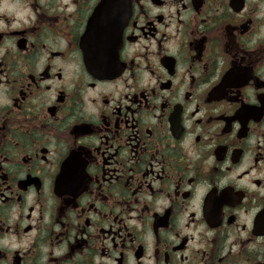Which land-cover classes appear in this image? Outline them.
<instances>
[{
  "label": "flooded vegetation",
  "instance_id": "1",
  "mask_svg": "<svg viewBox=\"0 0 264 264\" xmlns=\"http://www.w3.org/2000/svg\"><path fill=\"white\" fill-rule=\"evenodd\" d=\"M0 264H264V0H0Z\"/></svg>",
  "mask_w": 264,
  "mask_h": 264
}]
</instances>
